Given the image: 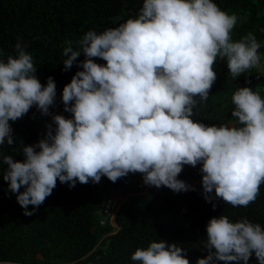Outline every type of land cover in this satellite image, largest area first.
Segmentation results:
<instances>
[{"label": "clouds", "instance_id": "obj_1", "mask_svg": "<svg viewBox=\"0 0 264 264\" xmlns=\"http://www.w3.org/2000/svg\"><path fill=\"white\" fill-rule=\"evenodd\" d=\"M237 20L213 0H144L138 18L101 34L87 32L78 42L80 51L66 42L65 71L81 53L85 56L78 65L83 70L62 92L64 110L72 118L50 113L56 83L52 77L46 85L40 82L32 56L18 42L17 55L0 60V145L14 144L10 121L22 119L33 106L52 115L53 122L44 139L23 146V161L11 155L0 159L8 165L3 179L17 194L24 215H33L57 181L75 187L77 182L99 183L105 176L115 183L139 173L146 186L177 193L195 190L178 178L186 165H202L206 202L232 207L254 203L264 183V98L249 87L234 92L232 116L239 127L191 118L193 108L209 97L217 60L226 61L233 80L260 68L256 37L248 33L232 40ZM206 231L207 255L196 264H248L253 254L264 264L259 223L247 218L233 223L221 215L210 219ZM131 259L190 264L183 248L162 239L137 248Z\"/></svg>", "mask_w": 264, "mask_h": 264}, {"label": "trees", "instance_id": "obj_2", "mask_svg": "<svg viewBox=\"0 0 264 264\" xmlns=\"http://www.w3.org/2000/svg\"><path fill=\"white\" fill-rule=\"evenodd\" d=\"M144 0H0V50L6 62L17 55L19 42L32 56L35 75L43 85L48 77L56 83L52 115L72 118L64 110L62 92L71 82L83 53L73 66L64 70L63 50L71 41L73 50L80 51L79 41L89 31L101 34L119 27L128 19H136ZM229 15L238 17L231 35L239 41L252 33L261 47L260 68L233 80L226 61L217 60V79L206 102L193 108L194 121L206 125L237 126L232 116V95L239 87L252 88L264 98V0H213ZM99 64L106 63L97 58ZM199 100V98H197ZM52 115H42L33 106L20 120L11 122L14 144L0 145V159L11 155L14 160L25 159L23 146L35 145L47 135ZM53 127L55 125L53 124ZM39 150V149H37ZM185 166L178 177L195 190L174 192L167 187L155 188L136 183L137 174H129L111 182L106 176L99 183L75 187L57 181V186L33 215H24L17 194L9 191L3 175L7 164L0 163V264H139L131 256L137 248H147L161 239L177 243L186 251L190 264L207 255L204 245L207 224L213 217L227 216L233 223L247 218L264 228V183L259 195L247 207H232L223 201L206 202L203 196L200 168ZM24 189L21 188V191ZM107 197L120 201L115 213L118 227L112 230L107 219L100 225L98 210ZM213 203L217 206L213 208ZM28 211H33L29 205ZM90 253V255H89ZM224 264V262H219ZM237 264V262H230ZM243 264V262H239ZM248 264H258L253 256Z\"/></svg>", "mask_w": 264, "mask_h": 264}, {"label": "built area", "instance_id": "obj_3", "mask_svg": "<svg viewBox=\"0 0 264 264\" xmlns=\"http://www.w3.org/2000/svg\"><path fill=\"white\" fill-rule=\"evenodd\" d=\"M120 201L114 197H107L100 207L101 215L98 218L100 225H104L107 219L114 217Z\"/></svg>", "mask_w": 264, "mask_h": 264}, {"label": "crops", "instance_id": "obj_4", "mask_svg": "<svg viewBox=\"0 0 264 264\" xmlns=\"http://www.w3.org/2000/svg\"><path fill=\"white\" fill-rule=\"evenodd\" d=\"M142 182H143V177L141 174H138V176L136 177V183L141 184ZM98 214L101 215L100 209L98 210ZM109 221L112 224V230H115L118 227L115 221V217L109 218Z\"/></svg>", "mask_w": 264, "mask_h": 264}, {"label": "rangeland", "instance_id": "obj_5", "mask_svg": "<svg viewBox=\"0 0 264 264\" xmlns=\"http://www.w3.org/2000/svg\"><path fill=\"white\" fill-rule=\"evenodd\" d=\"M144 184V182H142L140 185H143ZM145 185V184H144Z\"/></svg>", "mask_w": 264, "mask_h": 264}, {"label": "water", "instance_id": "obj_6", "mask_svg": "<svg viewBox=\"0 0 264 264\" xmlns=\"http://www.w3.org/2000/svg\"><path fill=\"white\" fill-rule=\"evenodd\" d=\"M115 217V216H114Z\"/></svg>", "mask_w": 264, "mask_h": 264}]
</instances>
